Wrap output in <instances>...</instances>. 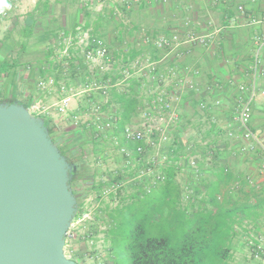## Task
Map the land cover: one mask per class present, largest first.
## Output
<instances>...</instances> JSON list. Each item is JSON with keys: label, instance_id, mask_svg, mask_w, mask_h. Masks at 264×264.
<instances>
[{"label": "crops", "instance_id": "obj_1", "mask_svg": "<svg viewBox=\"0 0 264 264\" xmlns=\"http://www.w3.org/2000/svg\"><path fill=\"white\" fill-rule=\"evenodd\" d=\"M5 2L14 15L0 38V51L8 43L0 56L18 63L15 74L0 78L8 98L53 105L63 85L74 91L89 79L105 85L80 93L66 113L52 108L41 116L71 132L80 208L89 223L100 226V235L120 209L145 194L164 203L161 218L175 212L189 218L211 207V193L234 200L244 195L241 190L264 192L262 155L246 149L249 141L238 120L252 84L264 88V44L258 51L256 42L264 38V0H22L20 11L15 0ZM188 32L210 35L208 45L183 43L169 52L155 46L162 35ZM93 37L102 38L113 54L106 69L100 59L92 67L86 63L84 52ZM147 59L155 62L152 72L136 63ZM50 78L53 86H40ZM158 89L166 92L178 118L160 149L156 134V146L146 145L145 159L160 154L166 160L141 175L146 161L123 130L129 123L145 129L141 109ZM115 116L117 121L106 126ZM251 125L264 132L262 94L253 101ZM158 173L165 179H157ZM237 228L231 264H264V212Z\"/></svg>", "mask_w": 264, "mask_h": 264}, {"label": "water", "instance_id": "obj_2", "mask_svg": "<svg viewBox=\"0 0 264 264\" xmlns=\"http://www.w3.org/2000/svg\"><path fill=\"white\" fill-rule=\"evenodd\" d=\"M71 170L43 117L0 103V264H80L65 252L78 211Z\"/></svg>", "mask_w": 264, "mask_h": 264}, {"label": "trees", "instance_id": "obj_3", "mask_svg": "<svg viewBox=\"0 0 264 264\" xmlns=\"http://www.w3.org/2000/svg\"><path fill=\"white\" fill-rule=\"evenodd\" d=\"M35 13L33 11L31 16H35ZM7 48L8 43H5L0 53L4 54ZM17 68L18 63L15 59L10 60L0 56V78L11 73L15 74ZM6 93L7 91L0 87V103L16 102L14 98H8ZM127 98L130 97H122V100ZM24 104L29 107V104ZM130 110L131 104L127 112L123 113L124 120H126ZM44 123L52 139L72 165L70 184L76 193L77 172L76 166L71 160L73 139L68 135L71 132H69L70 130L62 132L60 125L54 123L52 119L44 117ZM241 192L244 195L234 200L225 198L220 200L216 194L211 193V207L189 218L181 212H175L173 217L177 219L194 220L189 223L184 237L178 243H172L168 237L149 236L144 240L138 239L130 248L131 264H231L232 242L239 233L237 227H243L246 222H254L264 212L263 191L258 192L252 189L246 191L247 193L242 190ZM80 210L78 205L74 221L79 216ZM175 222L176 224L179 223L177 220Z\"/></svg>", "mask_w": 264, "mask_h": 264}, {"label": "built area", "instance_id": "obj_4", "mask_svg": "<svg viewBox=\"0 0 264 264\" xmlns=\"http://www.w3.org/2000/svg\"><path fill=\"white\" fill-rule=\"evenodd\" d=\"M238 8L241 11L244 10L243 6H239ZM0 14H5V10L0 9ZM262 19L264 20V15ZM251 21L254 22L255 18H252ZM210 37V35H200L194 32H188L184 36L179 34L162 35L157 40H155L154 43L158 49L169 52L177 49L183 43H188L190 45L199 43L206 46L210 41ZM256 42L258 44L259 51L261 46L264 44V38L259 36L256 38ZM84 56L86 63L91 67L94 65V63L98 62V59L102 60L103 62L101 63V69L108 68L114 61L113 54L105 44L104 40L100 37L92 38L89 48H87L84 52ZM136 63L139 64L142 69L146 68L151 72L155 69V62L148 59L139 60ZM173 71L174 69H172L171 72ZM127 76H129V74H127L126 77ZM44 85L53 86L54 79L50 78L46 81L40 82V86ZM104 88L105 85L95 79L87 80L84 88L81 91H74L66 85H63L61 87L63 95L53 105L43 104L40 100H34L28 109L33 115L36 116H43L44 114L50 113L52 108L58 113L63 114L71 108L74 99L80 93H91ZM191 88L197 89L194 84H191ZM240 89L245 91L246 86L241 85ZM259 94L264 95V88L258 89L256 84L253 83L249 89L247 97L242 100L239 106L238 120L242 127V135L244 139L249 141V146H247L246 149L249 151H260L263 159L262 170L264 171V132L255 130L251 125L253 117V101ZM141 113L145 119V129H141L129 123L124 126L123 134L127 141L135 144V150L140 155L139 158L146 161L147 167L140 173L141 175H144L146 173H150V170L154 169L155 166L166 160V157L160 154L151 155L149 156L150 159H145L144 155L146 153V145L156 146L155 142L152 140V136H154L153 134H156L159 139L157 148L160 149V144L169 140L170 134L168 133V129L172 124L176 123L178 115L174 110L171 101L168 99L166 92L162 89H158L153 93V97L146 101V105L141 109ZM116 121L117 117L115 116L112 121L106 123V126H111ZM122 151L126 156H131L130 151L127 149L122 148ZM156 176V178L159 180L165 179V175L163 174L158 173ZM246 182L252 185L255 184L254 178L252 177H248ZM86 217H88V215L84 213L82 218ZM73 224L74 220L72 225ZM256 256H258V253Z\"/></svg>", "mask_w": 264, "mask_h": 264}, {"label": "rangeland", "instance_id": "obj_5", "mask_svg": "<svg viewBox=\"0 0 264 264\" xmlns=\"http://www.w3.org/2000/svg\"><path fill=\"white\" fill-rule=\"evenodd\" d=\"M15 2L16 9L20 11L22 0H15ZM0 9L5 10V14H0L1 38L14 14L7 12L5 8ZM16 13L18 20L21 21V14H18V11ZM76 195L81 197L78 191ZM146 195L144 200L129 202L125 208L120 209L117 218L112 220V224L105 230L104 235H100L98 231L100 226L96 227L89 223L90 218H82L84 211L80 208L81 212L66 238L67 256L80 264H131L130 248L138 239L144 240L149 236L168 237L172 243H178L184 237L189 223L194 220L177 219L173 216L161 218L164 203L156 200L151 194ZM176 220L179 221L178 224Z\"/></svg>", "mask_w": 264, "mask_h": 264}, {"label": "clouds", "instance_id": "obj_6", "mask_svg": "<svg viewBox=\"0 0 264 264\" xmlns=\"http://www.w3.org/2000/svg\"><path fill=\"white\" fill-rule=\"evenodd\" d=\"M0 7L7 8L9 5L5 2V0H0Z\"/></svg>", "mask_w": 264, "mask_h": 264}, {"label": "flooded vegetation", "instance_id": "obj_7", "mask_svg": "<svg viewBox=\"0 0 264 264\" xmlns=\"http://www.w3.org/2000/svg\"><path fill=\"white\" fill-rule=\"evenodd\" d=\"M75 188H76V194H77V186H75ZM78 197V196H77ZM80 197V196H79ZM78 197V205H79V200L81 199V197L79 198Z\"/></svg>", "mask_w": 264, "mask_h": 264}]
</instances>
